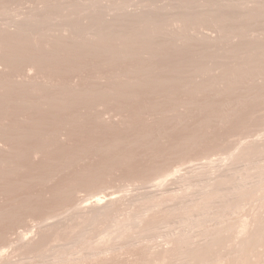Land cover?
Returning a JSON list of instances; mask_svg holds the SVG:
<instances>
[{
    "label": "rangeland",
    "instance_id": "1",
    "mask_svg": "<svg viewBox=\"0 0 264 264\" xmlns=\"http://www.w3.org/2000/svg\"><path fill=\"white\" fill-rule=\"evenodd\" d=\"M0 70V264H264V0H0Z\"/></svg>",
    "mask_w": 264,
    "mask_h": 264
},
{
    "label": "bare ground",
    "instance_id": "2",
    "mask_svg": "<svg viewBox=\"0 0 264 264\" xmlns=\"http://www.w3.org/2000/svg\"><path fill=\"white\" fill-rule=\"evenodd\" d=\"M37 66L39 67V65H37ZM28 67H29V66H28ZM30 67H31V66H30ZM33 67H34V66H33ZM38 67H37V68H38ZM35 68H36V67H35ZM2 70H3V69H2ZM28 70H30V68H29ZM33 70H34V69H33ZM0 71H1V70H0ZM3 71H4V70H3ZM28 72H30V71H28ZM36 72H37V71H36ZM0 73H1V72H0ZM3 73H5V72H3ZM37 73H38V72H37ZM2 75H3V74H2ZM31 76H32V75H31ZM36 76H38V75H35L34 77L36 78ZM0 78H1V77H0ZM26 78H27V77H26ZM26 78H25V80H27ZM31 78H32V77H31ZM38 78H40V77H38ZM45 78H46V77H45ZM47 79H49V78L47 77ZM29 80H31V79H29ZM34 80H36V79H34ZM40 81H41V83H40L41 85H40V86L43 85V88H44L46 84H43L42 80H40ZM43 81H44V78H43ZM48 81H49V80H48ZM48 81H47V82H48ZM45 82H46V81H45ZM32 83H33V81H32ZM34 83H35V82H34ZM0 84H2V83H0ZM35 84H36V83H35ZM38 85H39V84H38ZM2 86H3V85H2ZM40 88L42 89V87H40ZM13 90H15V89H13ZM16 90H17V89H16ZM43 90H44V89H43ZM43 90H41V91H43ZM18 91H19V90H18ZM14 92H15V91H14ZM14 92H13V93H14ZM45 92H46V89H45ZM16 93H17V92H16ZM16 93H15V94H16ZM46 94H47V92H46ZM71 94H72V93H71ZM43 95H44V93H43ZM65 95H66V93H65ZM69 95H70V94H69ZM11 96H12V95H11ZM62 96H63V94H62ZM72 97H74V96H72ZM64 98H65V97H64ZM66 99L69 100V97L66 98ZM71 100H72V99H71ZM64 101H65V100H64ZM66 102H67V101H66ZM74 102H75V101H74ZM68 104H69V103H68ZM70 104H73V101H72V103L70 102ZM66 106H67V104H66ZM68 106H69V105H68ZM68 106H67V107H68ZM56 123H57V122H56ZM54 125H55V123H54ZM1 128H2V127H1ZM3 128H5V127H3ZM6 129H7V128L2 129V130L6 131ZM9 130H10V129H9ZM10 131H11V130H10ZM0 132H3V131L0 130ZM15 132H16V131H15ZM3 133H5V132H3ZM13 133H14V132L12 131V133H11L12 135H11V136H13ZM6 134H7V133H6ZM8 134H9V132H8ZM8 134H7V135H8ZM15 134H16V133H15ZM18 134H19V133H17V135H18ZM98 134H99V133H98ZM17 135H14V136H16V138H17ZM1 136H2V135H1ZM14 136H13V137H14ZM99 136H100V135H99ZM9 137H10V136H9ZM21 137H22V136H21ZM1 138H2V137H1ZM1 138H0V140H1ZM6 138H7V137H6ZM14 138H15V137H14ZM3 139H4V137H3ZM8 139H9V138H8ZM19 139H20V137H19ZM23 139H24V138H23ZM23 139H22V140H23ZM3 141H4V140H3ZM3 141L1 140L0 142H3ZM23 141H24V140H23ZM7 142H8V141H7ZM4 143H5V142H4ZM4 143H3V144H4ZM13 143H14V142H13ZM13 143H12V144H13ZM15 143H16V142H15ZM13 145H14V144H13ZM13 145H12V146H13ZM16 145H17V143H16ZM17 146H19V144H18ZM10 147H11V146H10ZM119 164H121V163H119ZM122 164H123V163H122ZM142 165H144V164H142ZM142 165H140V166H142ZM12 166H15V165H12ZM18 166H19V165L16 164V167H18ZM123 167H124V164H123ZM125 167H126V166H125ZM144 167H145V166H143V168H144ZM14 169H15V167H14ZM16 170H17V169H15V171H16ZM51 190H53V189H51ZM74 191H75V190H74ZM73 193H74V192H73ZM73 193H72V194H73ZM67 194H68V193H67ZM68 195H69V194H68ZM69 196H71V195H69ZM69 196H68V197H69ZM72 197H73V195H72ZM72 197H71V198H72ZM73 198H74V197H73ZM73 198H72V199H73ZM79 198H81V197H79ZM79 198H78V199H79ZM76 201H77V200H76ZM249 222H250V221H249ZM248 225H250V224H248ZM250 226H251V225H250ZM250 226H249V227H250ZM243 227H244V226H243ZM260 227H261V226H260ZM251 228H252V226H251ZM251 228H250V230H251ZM258 228H259V227H258ZM246 229H248V228H246ZM252 229H253V228H252ZM261 229H262V228H261ZM244 230H245V227H244ZM244 230H243V228H242V230L239 232V235H241L242 233H246V232H244ZM248 230H249V229H248ZM250 230H249V231H250ZM257 230H258V229H257ZM259 230H260V228H259ZM242 231H243V232H242ZM254 231H255V227H254ZM260 231H262V230H260ZM240 233H241V234H240ZM251 233H252V231H250V234H251ZM253 233H254V232H253ZM253 233H252V234H253ZM255 234H257L256 231H255ZM242 235H243V234H242ZM245 235H246V234H245ZM245 235H244V236H245ZM247 235H248V234H247ZM247 235H246V236H247ZM244 236H243V237H244ZM249 237H250V235H249ZM249 237L247 236L248 239H249ZM245 238H246V237H245ZM263 242H264V241H263ZM237 243H238V242H237ZM239 243H240V242H239ZM239 243H238V244H239ZM246 243H247V242H246ZM248 243H249V242H248ZM248 243H247V245H248ZM243 244H244V243H243ZM240 245H241V243L238 245V247H239ZM244 245H245V244H244ZM263 245H264V244H263ZM239 248H240V247H239ZM239 248H238V249H239ZM262 248H264V247H262ZM259 250H260V249H259ZM250 252H251V251H250ZM250 252H249V253H250ZM259 252H260V251H259ZM259 252H257V253H259ZM261 252H263V250H261ZM263 253H264V252H263ZM251 255H252V254H251ZM255 255H256V254H255ZM260 255L262 256V254H260ZM260 255H258V256H260ZM253 256H254V255H253ZM253 256H251L250 259L256 260L257 258L254 259V258H252ZM261 256H260V257H261ZM254 257H257V256H254ZM263 257H264V255L262 256V258H263ZM263 259H264V258H263ZM253 260H252V261L249 260V261H251L252 263H254ZM260 260H261V259H260ZM260 260H259L258 262H260ZM261 261H262V260H261ZM247 263H248V262H247ZM247 263H246V264H247ZM252 263H251V264H252ZM249 264H250V263H249ZM255 264H256V262H255ZM261 264H263V263H261Z\"/></svg>",
    "mask_w": 264,
    "mask_h": 264
}]
</instances>
